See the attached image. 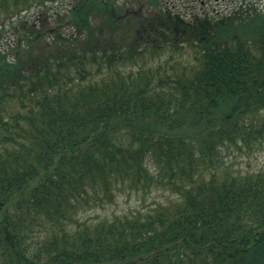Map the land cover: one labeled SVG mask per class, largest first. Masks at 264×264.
<instances>
[{
  "label": "trees",
  "instance_id": "trees-1",
  "mask_svg": "<svg viewBox=\"0 0 264 264\" xmlns=\"http://www.w3.org/2000/svg\"><path fill=\"white\" fill-rule=\"evenodd\" d=\"M7 30L0 210L42 178L6 208L0 264H264V167L225 160L264 148V12L189 22L161 0H0Z\"/></svg>",
  "mask_w": 264,
  "mask_h": 264
},
{
  "label": "rangeland",
  "instance_id": "rangeland-1",
  "mask_svg": "<svg viewBox=\"0 0 264 264\" xmlns=\"http://www.w3.org/2000/svg\"><path fill=\"white\" fill-rule=\"evenodd\" d=\"M119 2H126L127 0H118ZM152 7V6H148ZM161 7L169 11L173 15H179L185 21L192 22L195 17H203L205 13L211 19L219 20L222 17L233 15L234 12L242 7L245 12L252 13V7L256 10L264 12V0H161ZM27 16L31 19H37L38 14L31 12ZM192 37L193 35H187ZM13 43V36L11 31L7 30L0 38V47L6 49ZM227 163L235 170L242 172L253 171L264 167V148H256L250 152L232 151L225 157ZM42 176L38 175L31 178L24 187L15 190L8 199V203L2 210H0V225L8 229L5 218V211L7 206H11L18 199L26 196L41 180ZM167 196L163 192H155L145 196V199L134 194H121L118 197L117 204L108 206L105 210H100L97 213L102 215L112 212H120L132 210L135 208L148 207L154 199L160 200ZM97 214V215H98ZM94 217L95 214H90ZM125 261L122 259H115L102 262H89L87 264H122Z\"/></svg>",
  "mask_w": 264,
  "mask_h": 264
}]
</instances>
